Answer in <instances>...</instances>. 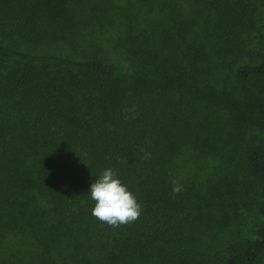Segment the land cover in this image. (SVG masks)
<instances>
[{
    "label": "trees",
    "instance_id": "1",
    "mask_svg": "<svg viewBox=\"0 0 264 264\" xmlns=\"http://www.w3.org/2000/svg\"><path fill=\"white\" fill-rule=\"evenodd\" d=\"M260 5L0 0V247L8 234L29 236L32 264H264V143L245 133L264 131V46L250 38L264 27ZM114 31L127 37L130 72L102 53ZM59 40L79 58L14 45ZM191 150L223 159L234 177L224 178L254 191L252 236L208 245L201 205L170 183V166ZM105 168L143 206L135 223L113 229L91 216ZM0 264L30 263L0 253Z\"/></svg>",
    "mask_w": 264,
    "mask_h": 264
},
{
    "label": "rangeland",
    "instance_id": "2",
    "mask_svg": "<svg viewBox=\"0 0 264 264\" xmlns=\"http://www.w3.org/2000/svg\"><path fill=\"white\" fill-rule=\"evenodd\" d=\"M259 10L257 15L258 21L264 18V5H260ZM126 38L127 37L123 36L120 37L118 32L114 31L109 37V42H103L101 45L104 51L102 53L109 52L107 54L114 58L115 65L120 74L123 73V68L126 70L128 69L130 72L132 67L126 60L127 58L125 56L126 54H124L125 50L123 47L124 44H121ZM250 38L253 42L263 47L264 27L256 29L250 35ZM116 40L118 43H114ZM14 45L21 50L36 54H56L79 58L77 49L71 44H67L60 40L39 45L24 42ZM211 45L213 46L214 43ZM215 51L216 50L212 48L211 53L214 54ZM163 55L164 54H160L162 60L159 61V66L164 64L172 69L174 66L169 62L170 59H166ZM4 62L9 65V68L20 69L21 71L24 69L23 62H18L16 60H4ZM221 77L226 79L227 75L222 73ZM253 130L254 131L245 132L247 133V137L253 132L252 137L264 143V131L260 129ZM27 163L29 168L32 169L36 160L27 159ZM225 167L226 164L223 159L204 156L191 150L181 153L169 168V172L171 173L170 178H175L182 185L185 192L184 198L190 200L189 203L191 204L197 201V205H201L194 210L200 214L203 212L202 215L204 216L197 219L204 223L205 230L210 229L214 231L215 236L213 239L209 238L208 245H214L216 248L225 247L238 237L252 236L255 225L260 221L256 210L252 208L254 204H256V199H258L253 195L254 191L250 193L238 191L236 189L237 184H230L224 178L227 173ZM227 174L233 177L230 173ZM34 193L35 192H33V194ZM36 196H38L37 200L41 205L46 204L39 194ZM0 253L4 255L16 254L18 257L32 264L36 260L38 250L34 241L29 236L8 234L3 239Z\"/></svg>",
    "mask_w": 264,
    "mask_h": 264
},
{
    "label": "clouds",
    "instance_id": "3",
    "mask_svg": "<svg viewBox=\"0 0 264 264\" xmlns=\"http://www.w3.org/2000/svg\"><path fill=\"white\" fill-rule=\"evenodd\" d=\"M172 193L183 191L182 185L175 178L170 179ZM89 197L93 202L91 216L100 224L118 229L135 223L141 216L143 206L136 195L129 190L112 168L101 171L91 185Z\"/></svg>",
    "mask_w": 264,
    "mask_h": 264
}]
</instances>
